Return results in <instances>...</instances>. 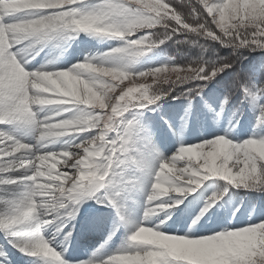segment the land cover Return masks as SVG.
I'll use <instances>...</instances> for the list:
<instances>
[{
  "label": "snow or ice",
  "instance_id": "obj_1",
  "mask_svg": "<svg viewBox=\"0 0 264 264\" xmlns=\"http://www.w3.org/2000/svg\"><path fill=\"white\" fill-rule=\"evenodd\" d=\"M86 4L87 0H0V125L30 130L36 141L24 143L0 129V173H21L0 180V185L28 184L23 197L8 202L0 215V232L8 238L22 231V240L9 242L44 264H64L50 246L54 240L46 241L41 234L52 225L56 234L62 233V224L55 223L62 211L74 217L75 205L85 198L114 206L102 190L114 170L130 162L127 114L161 99L154 94L161 83L172 89L185 81L197 82L198 91L233 67L231 60H222L129 73L128 64L181 34L232 48L234 55L264 50V0H196L189 3L187 17L170 0H100L91 9L81 7ZM157 28L163 29V39H154ZM79 33L118 38L124 46L67 70H25L34 59L24 55L28 48ZM117 60L124 62L122 67L109 66ZM233 87L246 91L239 76ZM45 109V115L38 116ZM258 123L264 124V109ZM57 140L65 141L64 146L46 151ZM217 177L230 186L264 191V138L233 143L220 136L180 147L154 173L144 220L163 210L168 203L163 198L186 197ZM226 192L227 187L210 196L200 215ZM181 202L176 199L172 206ZM70 235L64 234V239ZM101 264H264V220L229 225L206 236H196L192 226L188 234L169 235L159 226L142 223L126 245Z\"/></svg>",
  "mask_w": 264,
  "mask_h": 264
},
{
  "label": "rangeland",
  "instance_id": "obj_2",
  "mask_svg": "<svg viewBox=\"0 0 264 264\" xmlns=\"http://www.w3.org/2000/svg\"><path fill=\"white\" fill-rule=\"evenodd\" d=\"M99 2L87 0V4L81 7L91 9ZM170 3L187 17L189 3L195 4L196 0H187L186 5L180 0H170ZM153 32L154 39H163V29L157 28ZM137 35L142 36L143 33ZM172 38L173 41L168 39L145 55L135 58L126 70L139 73L161 66L215 62L214 51L209 45L216 42L195 35L181 34ZM192 38L199 40L196 42ZM218 45V51L227 50L225 54L228 58H235L232 70L222 71L228 75L225 83L233 86L234 78L239 76L246 91L240 88L230 91L228 87L218 84L219 79L223 80L220 72L198 91L197 82L185 81L172 89L161 83L154 92L162 96L156 101L157 104L128 113L126 120L131 121L127 145L130 162L116 168L110 176L111 182L102 190L103 197L111 199L114 206H102L96 201L90 205L91 200L85 198L75 205L74 217L62 211L60 219L55 221L62 224V233H55V225L41 229L46 241L54 240L50 246L61 256L64 264H101L106 257L121 250L137 225L142 223L145 226H159L162 232L169 235L188 234L189 226H192L196 236H206L229 225L245 226L264 220V191L230 186L218 177L203 182L199 189L186 197L173 194L163 198L168 201L163 210L144 220L146 196L154 173L160 162L172 157L180 147L220 136L233 143L249 138H264V124L258 123L264 109V50H240L234 55L232 48ZM123 46L124 42L118 38L79 33L65 40L28 48L30 52L26 50L24 55L34 56V59L24 67L27 71L67 70L86 59L98 60ZM123 63L117 60L109 66L122 67ZM151 82L149 77L147 83ZM124 83L127 84V80ZM46 111L38 116L42 117ZM0 129L21 142L33 145L36 142L35 134L30 130L16 125H0ZM64 144L65 141L57 140L46 151H58ZM19 175L21 173H0V180ZM225 187L227 192L201 216L208 198L213 194L218 195ZM27 190L26 182L11 184V187L0 185V215L4 214L8 202L21 199ZM176 199L182 202L172 206ZM197 217L199 220L192 225ZM91 224L93 229L87 231ZM66 233H71L67 240L64 239ZM23 238L20 230L12 232L8 238L0 232V253L4 254L0 256V264H44L40 258L23 254L9 242L10 239Z\"/></svg>",
  "mask_w": 264,
  "mask_h": 264
},
{
  "label": "trees",
  "instance_id": "obj_3",
  "mask_svg": "<svg viewBox=\"0 0 264 264\" xmlns=\"http://www.w3.org/2000/svg\"><path fill=\"white\" fill-rule=\"evenodd\" d=\"M180 2L182 3V4H187V0H180ZM174 40V38H172V39H169L168 41H173ZM192 40H194V41H198L199 39H196V38H192ZM210 48L214 51V54H213V56H214V61L215 62H220V61H222V60H231L232 62H234L235 61V58L232 60V59H230V58H228V56L225 54V52H227V50H222V51H218V44L217 43H211L210 45ZM233 51V50H232ZM228 70H232V68H230V69H228ZM221 76L223 77V80H221V79H219L218 80V84H221L222 86L224 85V86H226V87H228L229 88V90L230 91H232V89L235 91L236 90V88H234L233 86H231V85H228L227 83H225V81H226V79H227V74H225V72H221Z\"/></svg>",
  "mask_w": 264,
  "mask_h": 264
},
{
  "label": "bare ground",
  "instance_id": "obj_4",
  "mask_svg": "<svg viewBox=\"0 0 264 264\" xmlns=\"http://www.w3.org/2000/svg\"><path fill=\"white\" fill-rule=\"evenodd\" d=\"M8 186V185H7ZM9 187H11V185H9Z\"/></svg>",
  "mask_w": 264,
  "mask_h": 264
}]
</instances>
